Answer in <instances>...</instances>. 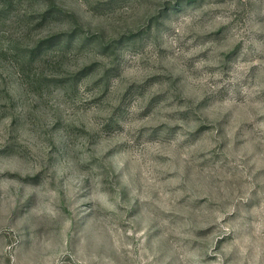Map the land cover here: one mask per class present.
I'll return each instance as SVG.
<instances>
[{
  "label": "rangeland",
  "instance_id": "rangeland-1",
  "mask_svg": "<svg viewBox=\"0 0 264 264\" xmlns=\"http://www.w3.org/2000/svg\"><path fill=\"white\" fill-rule=\"evenodd\" d=\"M0 264H264V0H0Z\"/></svg>",
  "mask_w": 264,
  "mask_h": 264
}]
</instances>
